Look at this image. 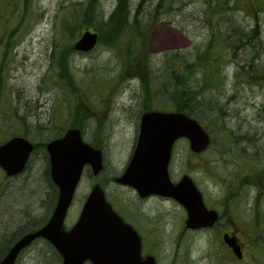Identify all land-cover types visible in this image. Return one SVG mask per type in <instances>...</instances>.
<instances>
[{"label":"rangeland","instance_id":"rangeland-1","mask_svg":"<svg viewBox=\"0 0 264 264\" xmlns=\"http://www.w3.org/2000/svg\"><path fill=\"white\" fill-rule=\"evenodd\" d=\"M163 1L167 12H161L155 28L151 20L155 15L146 18L139 14L148 34L142 50L154 55L176 49L186 53V60L191 61L207 42L208 33L201 20L204 0H176L170 10L168 3L172 0ZM140 2L152 9L159 0H126L131 15ZM89 3V0H0V138L25 130L31 134L32 141L40 144L59 130L64 132L81 125L83 138L103 147L105 167L96 178L84 171L64 220L66 227L76 221L92 181H98L119 210L129 207L127 211L132 209L135 213L139 209L149 217L147 228L144 226L147 221L140 214L131 223L141 230L157 264H228L220 257L215 233L201 239L181 236L184 215L176 203L151 198L143 207L132 192L112 182L127 162L134 138L130 123L138 114L136 102L145 96L137 80L113 85L120 73L117 50L125 51L135 43L124 40L117 46H109L99 42L86 55L72 50L73 43L85 30L98 31V22L109 19L118 0H96L93 7L90 4L92 9ZM237 6L246 9V1ZM254 14V19L240 15L238 24L247 29L256 22L259 41L264 44V13ZM129 23L133 25L131 16ZM152 32H155L153 36ZM259 49L257 60L264 63V48ZM57 57L66 59L70 80L89 97V102H84L76 115L78 108L74 103L79 96L63 85L65 79L58 75ZM225 62L223 68H230L224 74V84L213 91L223 108L222 119L209 124L215 133V143L195 157L187 141L179 140L172 150L170 175L173 181L183 174L191 176L208 208L221 206L222 191L236 197L232 201L238 204V210L234 214L226 211V218H237L241 226L251 222V229L261 231L264 226V84L255 85L250 78L245 82L237 76V65L246 63L242 59ZM221 125L232 130L237 138L234 142H221L224 133ZM45 166L44 156L38 152L27 171L17 177L7 178L0 169V245L7 234L14 232L6 230L11 227L16 230L18 226L23 229L22 224L27 220L36 225L50 215L52 191L44 182ZM257 176L262 178L257 180ZM237 184L241 187H229ZM32 189L39 192L34 194ZM239 236L243 239L242 233ZM17 264H58V260L44 244L36 242L20 255Z\"/></svg>","mask_w":264,"mask_h":264},{"label":"water","instance_id":"water-1","mask_svg":"<svg viewBox=\"0 0 264 264\" xmlns=\"http://www.w3.org/2000/svg\"><path fill=\"white\" fill-rule=\"evenodd\" d=\"M96 42V33L86 31L74 49L88 52ZM179 138L188 141L194 154L202 153L209 144L208 134L185 114L144 113L133 154L115 183L133 188L140 198L155 195L174 200L186 211V228H211L217 220V212L205 207L191 178L183 176L175 184L170 180L171 150ZM32 150L29 142L13 137L0 145V168L9 177L21 173ZM46 152L50 177L58 189L53 212L44 226L18 239L0 264H14L19 252L37 238L47 241L55 249L61 264H155L152 256L142 258L138 234L112 210L98 185L90 189L75 224L65 230L64 219L83 168L89 166L96 176L103 168L102 155L100 150L82 141L77 129H69L63 137L48 143ZM224 240L240 257L235 239Z\"/></svg>","mask_w":264,"mask_h":264},{"label":"trees","instance_id":"trees-1","mask_svg":"<svg viewBox=\"0 0 264 264\" xmlns=\"http://www.w3.org/2000/svg\"><path fill=\"white\" fill-rule=\"evenodd\" d=\"M242 1H203L201 20L208 33L207 42L202 45L201 49L197 50L195 57L191 61H188L186 60V53L184 55L180 51L164 52L160 55L144 53L142 48L148 34L146 33L147 28L139 20L141 9L137 6L135 14L131 16L129 15L130 11L128 10L126 0H118L114 13L109 16V19L105 23L98 22L100 27L97 29L98 43L101 42L109 46H117L122 40H126L130 44L135 43L133 47L129 46L125 51L124 49L117 50V57L120 61V73L113 83L114 87L116 84H121L128 80H137L145 96L138 107V114L150 110L184 113L197 120L209 133L211 137L210 148L215 143V133L213 129L209 128V124L222 119L220 113H223V108L215 98L213 91H218L224 84V74L230 68H223L224 62L226 61L228 64L229 60L237 61L238 59H242L246 63L245 65H237L239 67L237 76L242 77L245 82L247 78H250V80L255 82V85L264 84V63L257 60L259 56L258 48H260L259 50L264 48V44H261L258 38L260 33L259 27L255 22L254 26L245 29L244 26L238 24L237 20L240 15L244 17V14H246L251 19H254L255 12L257 14L264 13V0H245L246 9L244 10L237 6ZM89 2V8L92 9L90 4L93 7L96 0H89ZM175 3L176 0L168 3V10ZM156 10V18L161 15V12H167V6L163 0H159ZM129 16L132 18L133 25L129 23ZM155 21L154 19L153 24ZM220 25H223V27H220ZM161 62L165 63V65L161 66ZM153 63L158 68L154 67ZM56 64L59 71L58 75L65 79L63 82L61 80L63 85L69 88L70 92H74L79 96L78 101L74 103V107L78 108L75 111L76 115L79 109L83 108L84 102H89V97L81 89L78 90V85L73 80H70L66 59L60 58L59 60L57 57ZM197 76H200V79H197ZM1 81L2 78L0 77V88ZM80 126L77 128H82ZM223 126L221 125L224 130L221 142L223 141L225 144L234 142L237 138L232 134V130L230 131V129ZM63 133L60 130L57 131L48 141L61 137ZM89 142L91 145L99 147L98 144ZM44 146L45 143H36L37 150H40L43 156L45 154ZM47 173L46 169L44 182L47 186L50 185L53 205L57 189L52 185L49 176L46 178ZM261 178L262 176H257L256 179L260 180ZM237 186L241 187L239 184L233 185L234 188ZM28 192L32 195V193L36 194L39 191L35 192L32 189V193L30 190ZM19 215L21 216V211H19ZM42 220L38 221L39 223L36 225L30 224L29 226H32L31 229H36L35 227L42 223ZM18 227L0 245V259L15 239L27 232L20 231L22 227ZM37 242L44 244L56 257L58 264H60L59 255H57L49 243L41 239H38Z\"/></svg>","mask_w":264,"mask_h":264},{"label":"flooded vegetation","instance_id":"flooded-vegetation-1","mask_svg":"<svg viewBox=\"0 0 264 264\" xmlns=\"http://www.w3.org/2000/svg\"><path fill=\"white\" fill-rule=\"evenodd\" d=\"M129 102L131 103L130 100H129ZM136 103L139 107V105H140L139 101H137ZM145 112L146 111L142 112L141 114H137L132 119V121L130 123L132 128H133L134 138H133V142L131 145V151H130V154L128 156L126 164L128 163V161L132 155V152L134 150L136 137L138 134V125H139L140 116L142 114H144ZM31 144L33 145V152L30 155L29 159L27 160V162L24 166V168H25L24 171H26V169L29 167V163H30L33 155L35 153L40 152V150H37L36 143L34 141H31ZM100 150L104 154V149L102 146H100ZM44 159L46 162L45 168L47 167L46 169L48 171V173H47V178H48V176L50 177V174H49V163H48V155L47 154L46 155L44 154ZM126 164L124 165L122 172L125 170V168L127 166ZM46 169H45V171H46ZM24 171L21 174H23ZM194 183H195L196 187L198 189H200L198 184L195 181H194ZM229 187L233 188V185H230ZM120 188L132 192L135 195L138 202L143 207H144V205L146 206V204L148 203V201L151 198H154L156 200L163 201V202H172L171 200L163 199V198L156 197V196H151V197H147V198H140L137 196L136 192L133 189L128 188V187H121V186H120ZM232 198L234 200L236 197L228 195L227 193H225V191H222V195L220 198L221 206H216V208L214 209L217 212V220L214 223V225L211 228H200V229H190V228H186L185 226H183L179 230V231H182L181 236L191 235L193 237L195 236L197 239H201L202 236H204V235H209V233H215L217 236V238H216L217 248H218V251L220 253V257L224 258L228 264H264V226L261 228V231H254L255 228L251 229V227H250L251 222H244L243 226H241L240 224L239 225L237 224V222H236L237 218L234 219L233 216L232 217L229 216V218H226V211H228L230 213L233 212V214H234L238 210V204L235 203L234 201H232ZM109 204L112 207V209L122 218L123 222L130 225L131 227H133L134 230L139 235L140 240H141V254H142V256L144 257V256L152 255L149 252V247L147 245L149 243H146L144 237L142 236V233L140 232L141 230L139 228L137 229L136 226L131 223L132 220L135 221L136 215L140 214L146 219L147 223L144 226H146V228H147L149 225L150 219L146 215V213L143 211H140L139 209L136 210L135 213L133 212L132 209L129 212V211H127V209L129 207H126V208L122 207L123 209L119 210L115 205L112 204V201H109ZM179 209L181 211V214L184 215V223H185L186 212L182 207H179ZM21 230L31 231L34 229H31L28 227H23V229H21ZM240 232L243 235L242 236L243 239H240V236H239L241 234ZM224 238H227L228 240L232 239V238L235 239L237 247L239 249L240 257H238L235 254V252L233 251V248H231L225 242ZM150 245H152V244H150ZM177 245H179V242Z\"/></svg>","mask_w":264,"mask_h":264},{"label":"bare ground","instance_id":"bare-ground-1","mask_svg":"<svg viewBox=\"0 0 264 264\" xmlns=\"http://www.w3.org/2000/svg\"><path fill=\"white\" fill-rule=\"evenodd\" d=\"M145 3H138V7H140L139 9H141L140 10V14L143 16V17H146V18H149V17H151V16H153V15H155L156 13H157V10H156V7H157V5H158V3H155V5L152 7V9H149V5L147 6V8L145 7ZM147 9V10H146ZM153 12V13H152ZM152 13V14H151ZM166 17V16H165ZM160 19V18H159ZM164 19V18H163ZM179 31V30H178ZM183 32V31H182ZM181 32V33H182ZM187 32V31H186ZM179 33H180V31H179ZM183 34V33H182ZM173 51V49H169L167 52H172ZM163 65H165V63H163V62H161V66H163ZM197 79H200V76H197ZM122 114H123V112H122ZM17 119H19V118H17ZM33 132L35 131V129L34 130H32ZM16 137H19V138H22V139H24V140H26L27 142H29L30 144H31V141H32V138H31V134L28 132V131H26L25 132V130H22V132L20 133H18V131H16L15 132V134H14ZM25 219V218H24ZM36 220H38V219H36ZM27 223H23L22 225L23 226H29L28 224H30V223H28V222H30L29 220H27L26 221ZM12 229V227L9 229V230H6V231H16V230H11ZM12 233H9V234H7V237L8 236H10Z\"/></svg>","mask_w":264,"mask_h":264},{"label":"crops","instance_id":"crops-1","mask_svg":"<svg viewBox=\"0 0 264 264\" xmlns=\"http://www.w3.org/2000/svg\"><path fill=\"white\" fill-rule=\"evenodd\" d=\"M153 34H155V32H152V36H153Z\"/></svg>","mask_w":264,"mask_h":264}]
</instances>
